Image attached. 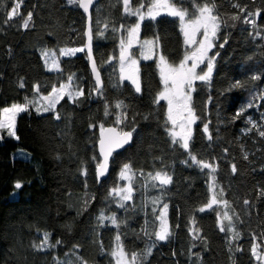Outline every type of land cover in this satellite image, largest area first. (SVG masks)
<instances>
[{
	"label": "trees",
	"instance_id": "1",
	"mask_svg": "<svg viewBox=\"0 0 264 264\" xmlns=\"http://www.w3.org/2000/svg\"><path fill=\"white\" fill-rule=\"evenodd\" d=\"M79 1L0 0V108L26 105L15 134L0 127V264H114L116 244L134 264H262L264 0H171L188 17L207 5L219 21L209 75L191 90L196 121L185 143L170 135L155 56L137 51L138 87L118 64L121 37L135 24L167 64L180 63L179 19L138 21L135 11L152 0H94L87 52ZM74 46L81 50L61 55ZM59 88L49 110L34 108ZM107 126L131 138L98 181L96 143ZM125 164L131 199L118 201ZM157 172L171 184L152 180ZM165 204L170 235L159 241Z\"/></svg>",
	"mask_w": 264,
	"mask_h": 264
},
{
	"label": "rangeland",
	"instance_id": "2",
	"mask_svg": "<svg viewBox=\"0 0 264 264\" xmlns=\"http://www.w3.org/2000/svg\"><path fill=\"white\" fill-rule=\"evenodd\" d=\"M135 13L138 21L143 18H153L160 13L176 16L180 21L186 45V55L180 63L177 65L167 64L156 51L151 38L140 39L139 24H135L128 27L121 37L118 64L120 77L129 80L135 87H138L137 51L141 52L142 58L155 56L163 83L158 99L166 103L170 135L171 130L181 133L177 139L185 143L191 132L192 125L196 121L190 108L191 90L194 82L207 78L209 75V66L212 60L209 51L212 47L214 33L219 24L218 18L207 5L198 9L194 17H188L184 11L172 4L171 0H152L145 9L138 8ZM80 50L81 47L79 46L63 47L60 52L61 55H70L78 53ZM63 91H65L64 88H59L57 90L53 89L48 94H42L35 104L37 108H34L39 112L49 110L47 107H50ZM24 108L25 103L23 102H14L2 106L0 108V127L6 128L10 135L15 134L16 115ZM128 176H130V172L126 173L125 178H122L124 185L117 187V190L129 187ZM116 195L117 200L122 201L121 197L118 194ZM163 211L164 209L159 215L160 218H162ZM164 219L167 223L166 213ZM160 223L159 219L158 231H160ZM255 248L260 250L257 245ZM112 254L114 264L135 263L133 254L124 251L119 244L115 245ZM260 254L261 258H264V251H261Z\"/></svg>",
	"mask_w": 264,
	"mask_h": 264
},
{
	"label": "water",
	"instance_id": "3",
	"mask_svg": "<svg viewBox=\"0 0 264 264\" xmlns=\"http://www.w3.org/2000/svg\"><path fill=\"white\" fill-rule=\"evenodd\" d=\"M94 0H80L79 5L82 9L86 17V37H87V52L90 50V25H91V17L90 11L92 8ZM91 71L93 72L95 78L98 77V71L93 61H91L90 65ZM127 132H120L114 126L105 127L98 138L96 143V151L99 156V163L95 168L96 178L99 181L104 178L109 171V162L112 154L119 150H122L128 143L123 144V146H117L115 143L117 138L124 139L127 138ZM130 141V140H129ZM264 264V258L262 261Z\"/></svg>",
	"mask_w": 264,
	"mask_h": 264
},
{
	"label": "snow or ice",
	"instance_id": "4",
	"mask_svg": "<svg viewBox=\"0 0 264 264\" xmlns=\"http://www.w3.org/2000/svg\"><path fill=\"white\" fill-rule=\"evenodd\" d=\"M74 2H75V0H68V3H70V4H73ZM25 107H26V105H25ZM249 107H251V105H249ZM244 110H245L244 108H241L240 111L242 112ZM249 120H250V118H249ZM203 130L207 131V126L206 125L204 126ZM171 135H172V137L175 140L177 137H179L181 135V133L173 132L171 130ZM262 135H264V133H262ZM130 138H131V134H128L127 138H124V139L117 138L115 143L117 144V146H123V144L129 142ZM208 139H211V135L208 136ZM182 146L186 147V144L182 145ZM202 163H203V168H208V169H212L213 171H215V169H214L212 164L204 163V162H202ZM123 169L124 170L120 172L121 178H125L126 177V173H129L131 171L130 165H128V164H125ZM232 169H233V173H234L235 172V166L234 165L232 166ZM127 178L129 180L131 179L130 176H128ZM151 179L155 180V181H158L160 185H169L172 182L171 176H169L166 172H157L154 177H151ZM15 187L17 189H19L21 187V184L17 183L15 185ZM113 193L118 194L121 197L122 201H127V200L131 199L132 188H131V186H129L127 188H123V189H119V190L113 189ZM120 207L123 208L124 204L121 203ZM167 208H168V205L165 204L164 205V211L162 213V218L159 217V219L161 221V223H160V231H158L156 233V236H157L159 241H166L168 239L169 235H170L169 226L165 222V219H164ZM200 211L202 212L203 208H201ZM112 223L115 224V219L112 220ZM45 238L47 239V236ZM117 239H119V237H117ZM43 246L44 245L41 244L39 247L43 248Z\"/></svg>",
	"mask_w": 264,
	"mask_h": 264
}]
</instances>
